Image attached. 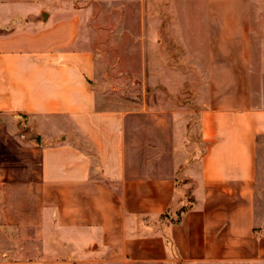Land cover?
Masks as SVG:
<instances>
[{"label": "crops", "instance_id": "obj_1", "mask_svg": "<svg viewBox=\"0 0 264 264\" xmlns=\"http://www.w3.org/2000/svg\"><path fill=\"white\" fill-rule=\"evenodd\" d=\"M208 7L194 48L144 33L130 106L73 21L1 46L0 264H264L249 23Z\"/></svg>", "mask_w": 264, "mask_h": 264}, {"label": "rangeland", "instance_id": "obj_2", "mask_svg": "<svg viewBox=\"0 0 264 264\" xmlns=\"http://www.w3.org/2000/svg\"><path fill=\"white\" fill-rule=\"evenodd\" d=\"M225 1L228 0H0V43H3L0 48L16 47L20 42V27L32 35L47 36L50 23L73 21L74 33L78 32L76 38L87 41L102 55L98 80L104 90L114 91L121 97L120 105L130 106L129 100L144 94L147 43L144 33L179 31L185 38L182 44L194 48L195 40L190 37L206 32L208 6L217 5L220 16H226V11L230 16L233 3V11L236 14L243 11L249 23L256 70L254 90L260 95V105L264 104V0H229L228 4ZM183 56L189 61L195 60L193 55ZM159 93L160 90L154 88L151 95L155 98ZM123 97L128 100L124 101ZM259 158L257 212L258 220H264V147ZM100 264L132 263L106 259Z\"/></svg>", "mask_w": 264, "mask_h": 264}, {"label": "water", "instance_id": "obj_3", "mask_svg": "<svg viewBox=\"0 0 264 264\" xmlns=\"http://www.w3.org/2000/svg\"><path fill=\"white\" fill-rule=\"evenodd\" d=\"M43 15L46 16V13H44Z\"/></svg>", "mask_w": 264, "mask_h": 264}]
</instances>
